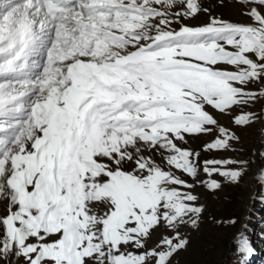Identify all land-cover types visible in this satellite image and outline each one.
<instances>
[{"label": "snow or ice", "instance_id": "1", "mask_svg": "<svg viewBox=\"0 0 264 264\" xmlns=\"http://www.w3.org/2000/svg\"><path fill=\"white\" fill-rule=\"evenodd\" d=\"M233 7L242 22L204 0H0V264H172L197 184L264 187V0ZM257 123L249 158L189 146L235 152Z\"/></svg>", "mask_w": 264, "mask_h": 264}, {"label": "rangeland", "instance_id": "2", "mask_svg": "<svg viewBox=\"0 0 264 264\" xmlns=\"http://www.w3.org/2000/svg\"><path fill=\"white\" fill-rule=\"evenodd\" d=\"M204 3L213 13L225 19H231L234 22L244 20V17L240 15V10L233 7L234 0H204ZM206 22L207 17L204 15L188 21L192 25H201ZM254 107L259 110L264 108V105L256 104ZM218 119L223 124H229L227 116H218ZM259 128V123L247 130L235 128L237 135L241 138L240 142L234 145L235 152L203 151V145L210 141V136L192 138L189 141V146L200 151L201 160L249 158L250 152L255 150L256 143H258L257 129ZM257 163L264 164V161ZM184 178L189 179L188 177ZM202 178H205L203 174ZM251 178L252 172L250 171L239 186L224 184L221 190L215 192L208 191L199 184L195 186L194 194L199 197L198 204L203 206L204 211L198 228L188 225L180 228L182 236L189 241V244L185 250L173 257L172 264H238L241 257L236 251L237 238L241 235L249 239L255 250L249 264H264V203L260 201V197L264 195V187L256 182L257 186L252 189L248 183ZM189 182L192 183L190 179ZM255 193L256 196L253 200L252 195ZM245 216L246 229L231 242L234 234L240 233ZM230 220L236 222L234 224L216 223V221ZM161 233L168 234L164 229H161L152 237L150 244L157 241Z\"/></svg>", "mask_w": 264, "mask_h": 264}, {"label": "bare ground", "instance_id": "3", "mask_svg": "<svg viewBox=\"0 0 264 264\" xmlns=\"http://www.w3.org/2000/svg\"><path fill=\"white\" fill-rule=\"evenodd\" d=\"M58 15H59V16H65V15H67V16H69V17H75L76 13H74V12L71 11V10H69L68 12H63V11H62V12H59ZM24 16H25L24 11H19V12L16 13V15H11V14H9V16H8L7 20L5 21V23L7 24L8 27L12 28V31L15 33V32L17 31V28L15 27V22H16L17 20L23 18ZM96 22H97V23H100L99 20H97ZM87 23L91 24L92 21H91V20H88ZM16 75L19 76V75H21V74H20V73H16ZM258 144H259V139H258ZM248 183H249V185H250V187H251L252 189H253L255 186H257V185H256V181H254L253 177L249 180ZM256 189H257V188H256ZM254 191H255V190H254ZM253 196L255 197V196H256V193L253 194L252 197H253ZM245 223H246V216H245V218H244V222H243V224H242L243 227L241 226V228H240V234L243 233L244 230L246 229L245 226H247V225H245ZM238 234H239V233H238Z\"/></svg>", "mask_w": 264, "mask_h": 264}, {"label": "water", "instance_id": "4", "mask_svg": "<svg viewBox=\"0 0 264 264\" xmlns=\"http://www.w3.org/2000/svg\"><path fill=\"white\" fill-rule=\"evenodd\" d=\"M258 146H259V144L256 143L255 149H256ZM249 208H250V207H249ZM239 235H240V233H239V234H234V236H233L232 239H231V242H232L235 238H237ZM231 242H230V244H231ZM230 244H229V249H230Z\"/></svg>", "mask_w": 264, "mask_h": 264}]
</instances>
